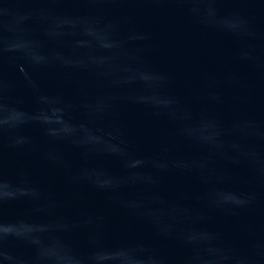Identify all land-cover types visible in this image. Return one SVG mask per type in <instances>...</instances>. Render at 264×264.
<instances>
[{
  "label": "water",
  "instance_id": "1",
  "mask_svg": "<svg viewBox=\"0 0 264 264\" xmlns=\"http://www.w3.org/2000/svg\"><path fill=\"white\" fill-rule=\"evenodd\" d=\"M0 264H264V0H0Z\"/></svg>",
  "mask_w": 264,
  "mask_h": 264
}]
</instances>
